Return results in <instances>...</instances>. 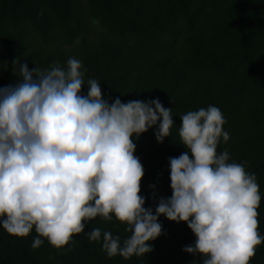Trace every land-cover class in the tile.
Masks as SVG:
<instances>
[{
	"label": "clouds",
	"instance_id": "clouds-1",
	"mask_svg": "<svg viewBox=\"0 0 264 264\" xmlns=\"http://www.w3.org/2000/svg\"><path fill=\"white\" fill-rule=\"evenodd\" d=\"M86 71L74 57L44 71L20 63L17 82L0 87L3 229L25 238L34 228L32 248L47 240L61 249L84 232L86 222L114 216L131 233L122 243L100 228L88 238H102L109 258L129 259L153 250L150 241L162 234L164 215L188 225L196 239L183 251L204 257L203 264H250L264 243L260 186L255 174L229 162L227 151L217 153L221 137L229 139L222 111L209 105L180 116L179 138L187 151L169 157L172 194L160 197L154 210L146 208L134 138L155 127L163 143L174 125L172 108L159 98L109 102L98 80L85 82Z\"/></svg>",
	"mask_w": 264,
	"mask_h": 264
},
{
	"label": "trees",
	"instance_id": "trees-1",
	"mask_svg": "<svg viewBox=\"0 0 264 264\" xmlns=\"http://www.w3.org/2000/svg\"><path fill=\"white\" fill-rule=\"evenodd\" d=\"M69 57L87 69L85 82H100L109 102L159 98L172 108L174 125L163 143L155 127L134 138L146 208L172 194L169 157L187 151L180 116L218 107L229 139L221 137L217 153L227 151L229 162L255 174L264 236V0H0V87L17 82L20 63L44 71L66 66ZM87 91L85 83L82 94ZM159 222L163 231L150 241L153 250L129 259L109 258L102 238H88L100 228L122 243L131 233L114 216L86 222L61 249L47 240L34 249V228L20 238L0 225V264H203L204 257L183 251L196 239L185 222L164 215ZM250 264H264V243Z\"/></svg>",
	"mask_w": 264,
	"mask_h": 264
}]
</instances>
